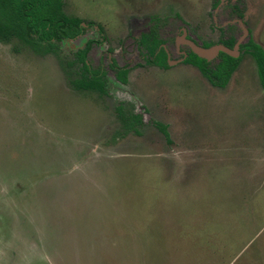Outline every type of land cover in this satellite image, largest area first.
Returning a JSON list of instances; mask_svg holds the SVG:
<instances>
[{"label": "rangeland", "instance_id": "obj_1", "mask_svg": "<svg viewBox=\"0 0 264 264\" xmlns=\"http://www.w3.org/2000/svg\"><path fill=\"white\" fill-rule=\"evenodd\" d=\"M211 1L64 0V13L100 25L104 40L89 28L55 53L0 43V264H264L255 61L244 55L221 89L186 61L147 66L136 46L156 23L144 57L165 41L177 59L182 27L217 43ZM244 1L264 50V0ZM88 40L103 41L88 55L107 73L103 93L72 84ZM109 59L129 68L125 83ZM130 114L142 117L136 131L123 125Z\"/></svg>", "mask_w": 264, "mask_h": 264}, {"label": "trees", "instance_id": "obj_2", "mask_svg": "<svg viewBox=\"0 0 264 264\" xmlns=\"http://www.w3.org/2000/svg\"><path fill=\"white\" fill-rule=\"evenodd\" d=\"M63 1L0 0V43L7 44L18 41L35 53L48 54L57 51L59 42L75 40L81 36L84 31L83 24H93L99 32L104 33L100 25L85 22L80 18L64 13ZM160 44L157 43L155 47H152L151 51L155 52L153 63L157 64V57L161 55L163 61L157 65L167 68L166 55L162 49L158 50ZM233 44L234 41L225 45L231 48ZM89 47L88 45L80 54L77 78L73 79L72 84L77 90L103 93L104 76L97 72L94 75L90 74L87 67L85 56ZM243 48L255 61L259 81L264 90V50L252 40H249ZM186 63L196 67L212 85L223 88L237 68L239 60L221 53L218 62L212 65L190 52ZM125 74L126 71L120 70L116 73V77L123 79ZM118 109L121 111L120 108ZM123 125L128 131H136L138 126H142L141 117L131 114L123 117ZM156 126L168 139L166 127L162 124H156Z\"/></svg>", "mask_w": 264, "mask_h": 264}, {"label": "flooded vegetation", "instance_id": "obj_3", "mask_svg": "<svg viewBox=\"0 0 264 264\" xmlns=\"http://www.w3.org/2000/svg\"><path fill=\"white\" fill-rule=\"evenodd\" d=\"M216 2H217V4H215ZM244 9H246V1H244V0H212L211 1V10H213V12H214L213 13L214 14L213 15V19H214V22L216 23V25L218 24V30H219V32H220V34H221V36L223 38L220 39L217 43H203V42L199 43V42H197L194 39H191L189 37L187 28H183V27L180 28V31H181L180 35L177 36L174 39V45H175L174 54H177V56H178L177 59H173L172 58V52L167 49L168 47L166 48L167 42H165V41L160 42L161 44H160L158 50L162 49L164 51L165 55H166V61H167L166 63H167V66H168L166 69H170V67L172 68L173 66H176V65L180 64L182 61L185 62L187 60L191 50L189 49V47L187 45H185L183 43L184 40L191 41L194 44H196L198 46H201L202 48H205V49L211 48V47H214V46H217V45H222V46H224L225 48H227L229 50H233L235 45H236V43L239 40H241V43H240L239 48H238V56L237 57L234 58V57L229 56L226 53L219 52L218 55L214 59H212L210 61H207V60L203 59V60H205L207 62H210L211 64H213L215 62L217 63L218 62V57H219V55L221 53L226 54L227 56H229L231 58L238 59L239 60L238 66L235 69V71L233 72V73H235L237 71L239 65L241 64L243 56L244 55H249V53L246 52V49L243 48V47L249 42V40L253 41L252 37L250 36V30H249L248 23L246 22V19H245ZM73 17H75V16H73ZM175 17L179 21H182L184 26H187V24H185V22H184V21H186V23H187L186 18L184 19V17L181 16L179 13H176ZM83 21H85V20H83ZM156 21H158L157 18L155 19V22ZM85 22L94 23V22H91V21H85ZM83 27H84V31H83L82 35L79 36L77 39H75V40H63V41L59 42L57 44V46L59 47V44L64 43V42H72V43L73 42H77L80 38H82L86 34V32H87V30L89 28H93L96 31V33L102 38V40H104V33L102 34L101 32H99L98 28L96 26H94L93 24H90V25L89 24H83ZM156 27H159L158 23L149 24L148 31L140 33L139 34L140 37H139L138 41H136V46H137V49L139 51V54L144 59L145 58L147 59V61L145 63L147 66L148 65L158 66V65L153 63V58L152 57L151 58L150 57H144L141 54L142 51H144V49L140 47V43H142L143 41L149 42V39L152 36H154V34H155V28ZM158 33H159V31H158ZM156 38H157V40H159L158 34L156 35ZM102 40L101 41L88 40L86 45L84 46V48L82 50L76 52V54H75V63L78 64L81 52L84 51L86 49V47L89 45L90 47H89L88 52H87V54L85 56V60H86L87 65H88L87 67H88L89 73L94 75L97 72V73L103 75L104 79H105L106 76H107V73L105 71V68H104L103 64L101 63V64H99V66L97 68H93L91 63H90V61H89V59H88V55L91 52L93 46H101L102 43H103ZM225 41H227V42L234 41V44H233V46L231 48H229V47H227L224 44ZM206 44H209V45H206ZM108 68L111 71L114 72L115 76H116V73L118 71H120V70L126 71V74L124 75L123 79H117V80H119L122 83L126 82L125 78H126L128 72H129V68L128 67L119 66L118 62L115 59H109ZM162 68L164 69V67H162ZM77 70H78V68H77ZM77 74H78V71H77ZM225 87H223L221 89H225ZM139 116L141 117V115H139ZM141 121H142V117H141Z\"/></svg>", "mask_w": 264, "mask_h": 264}, {"label": "water", "instance_id": "obj_4", "mask_svg": "<svg viewBox=\"0 0 264 264\" xmlns=\"http://www.w3.org/2000/svg\"><path fill=\"white\" fill-rule=\"evenodd\" d=\"M183 43L185 45H187L189 47V49L191 50V52L193 54H195L197 57H199L201 59H205L207 61H210V60L214 59L218 55L219 52L226 53L229 56L234 57V58L237 57L238 56V48H239V45L241 43V40H239L236 43L233 50H229L222 45H217V46L205 49V48H202L201 46H198V45H196L193 42L188 41V40H184Z\"/></svg>", "mask_w": 264, "mask_h": 264}]
</instances>
